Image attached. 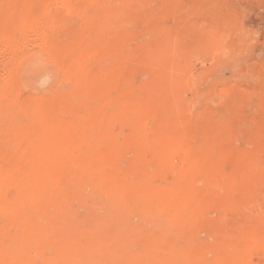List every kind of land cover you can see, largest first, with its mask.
Here are the masks:
<instances>
[{
	"label": "rangeland",
	"instance_id": "374dc122",
	"mask_svg": "<svg viewBox=\"0 0 264 264\" xmlns=\"http://www.w3.org/2000/svg\"><path fill=\"white\" fill-rule=\"evenodd\" d=\"M0 88V264H264V0H0Z\"/></svg>",
	"mask_w": 264,
	"mask_h": 264
},
{
	"label": "bare ground",
	"instance_id": "6f19581e",
	"mask_svg": "<svg viewBox=\"0 0 264 264\" xmlns=\"http://www.w3.org/2000/svg\"><path fill=\"white\" fill-rule=\"evenodd\" d=\"M1 88H3V86ZM2 90L4 91V89H1L0 90L1 91V95H0V108L2 107V105L4 107H7L8 106L6 103L4 104V102H8V100L5 101L6 100L5 99L3 101L4 97L6 98V95H4L5 93H3ZM2 95H3V98H2ZM11 100H12V97H11ZM9 102H10V100H9ZM9 102H8V104H9ZM15 102L17 104V101L16 100H15ZM13 105H14V103H13ZM15 108H18V107L16 106ZM20 110L21 111H20V113L18 115H21L22 116V115H26V113H27L28 116H29L30 123L32 125L33 124L38 125L39 126V130L36 133L29 134V131H28L27 128L20 127V129L16 131L15 136L19 135L20 137H24V138H19V139L26 140L27 146L30 147L31 150L33 149L32 150V153H31V157H30L31 158V162L33 161V159L34 160H39V159H44V158H47V157L49 158V156H50V153L49 152L50 151L52 152L51 149H52L53 140L55 141V139H53V138H55V134L52 131V127H49L48 126L49 125L48 124L49 122L47 120H43L42 109L40 108L39 104H37V103L32 104V106L30 107V110L28 109L29 110L28 112L26 111L25 108L24 109L22 108ZM41 120H43L44 122L43 121L41 122ZM45 121H46V123H45ZM43 123H45L47 127H45ZM31 146H32V148H31ZM31 150H29V151H31ZM65 150H67V149H65ZM68 153L69 152H67V154ZM56 154H58V156H56L57 158H59L60 156L63 158L65 155H67V154H64L63 148H62V154L61 155L59 154V151H56ZM68 155L71 156L72 154L71 155L68 154ZM69 156H67V157H69ZM54 159H55V157H54ZM69 159L70 160H73V157H71ZM51 160H52V158H51ZM32 164H33V162H32ZM29 166H30V164H29ZM1 173H2V171H0V188H2V186H3V182L1 180ZM32 184L33 183L31 181H28L27 183L23 182L22 184H19V186H18L19 191L24 192L22 189L29 188V187H31ZM208 190H210V189H208ZM171 203L172 202H170L169 200H165L164 202H161V205L160 206H162L163 208L171 207L170 206ZM13 207H15V205H13Z\"/></svg>",
	"mask_w": 264,
	"mask_h": 264
}]
</instances>
